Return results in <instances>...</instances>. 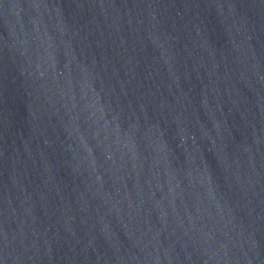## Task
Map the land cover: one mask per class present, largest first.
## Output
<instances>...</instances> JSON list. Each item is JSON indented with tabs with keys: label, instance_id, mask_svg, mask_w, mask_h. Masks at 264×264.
Returning a JSON list of instances; mask_svg holds the SVG:
<instances>
[{
	"label": "water",
	"instance_id": "95a60500",
	"mask_svg": "<svg viewBox=\"0 0 264 264\" xmlns=\"http://www.w3.org/2000/svg\"><path fill=\"white\" fill-rule=\"evenodd\" d=\"M0 264H264V0H0Z\"/></svg>",
	"mask_w": 264,
	"mask_h": 264
}]
</instances>
